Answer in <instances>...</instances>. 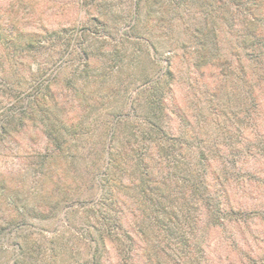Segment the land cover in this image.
<instances>
[{"label":"trees","instance_id":"obj_1","mask_svg":"<svg viewBox=\"0 0 264 264\" xmlns=\"http://www.w3.org/2000/svg\"><path fill=\"white\" fill-rule=\"evenodd\" d=\"M81 1L0 76V264H264V0Z\"/></svg>","mask_w":264,"mask_h":264},{"label":"rangeland","instance_id":"obj_2","mask_svg":"<svg viewBox=\"0 0 264 264\" xmlns=\"http://www.w3.org/2000/svg\"><path fill=\"white\" fill-rule=\"evenodd\" d=\"M81 6V0H0V76L13 72L22 78L31 69L29 54L37 51L38 46L44 45L47 52H54L57 46L73 40L78 29L87 24L88 10H93L90 4L86 5L82 11L84 21L79 24L76 20ZM29 44H33V49L28 51ZM56 60L55 66L67 62L66 56ZM36 65L35 62L33 66Z\"/></svg>","mask_w":264,"mask_h":264}]
</instances>
